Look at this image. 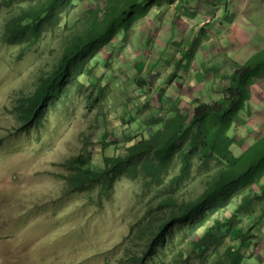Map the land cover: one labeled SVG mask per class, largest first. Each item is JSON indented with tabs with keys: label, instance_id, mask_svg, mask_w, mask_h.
<instances>
[{
	"label": "rangeland",
	"instance_id": "1",
	"mask_svg": "<svg viewBox=\"0 0 264 264\" xmlns=\"http://www.w3.org/2000/svg\"><path fill=\"white\" fill-rule=\"evenodd\" d=\"M107 1L73 0L61 26L22 54L19 43L2 40L5 22L17 4L8 6L0 0V264H132L134 251L141 247V241L130 242L127 237L133 225L136 232L140 219L144 221L153 189L149 191L140 179L122 177L110 196L99 197L98 190H70L65 163L69 157L89 150L93 166L102 168L104 154L125 152L129 137L150 133L146 126L149 119L168 115L176 99L181 106L182 89L165 91L171 73L182 67L176 51L185 56L189 40L177 42L178 49L172 47L174 44L168 48L153 45L156 38H148L143 44L138 29L145 27L146 21L143 24L141 17L128 31L126 41L120 35L103 53V58L112 62L109 66L100 64L97 75L109 79L112 92L102 107H88L85 97L72 94L70 101L50 108L43 122L29 130L21 128L15 112L16 99L33 92L38 78L57 63L69 36L82 27L87 10ZM142 79L147 82H140ZM82 80L89 83L85 76ZM190 106L186 102L180 108L183 113H192ZM245 111L240 113L247 117L245 122H236L232 131L235 154L264 137V125L255 126ZM104 132L108 133L105 148L101 144ZM203 187V178H196L185 189V197H195ZM235 203L237 200L214 216L227 225L212 233H226L234 219ZM263 208L264 203L258 204L256 214ZM252 217L233 221L234 229L224 235L225 245L239 247L246 242L243 234ZM149 220L153 223L157 218ZM211 222L212 218L208 220ZM258 226L262 229L264 223ZM256 238L251 241L259 245L261 238ZM177 248L166 250L168 257L160 264H178L173 256ZM198 263L196 258L189 264Z\"/></svg>",
	"mask_w": 264,
	"mask_h": 264
},
{
	"label": "trees",
	"instance_id": "2",
	"mask_svg": "<svg viewBox=\"0 0 264 264\" xmlns=\"http://www.w3.org/2000/svg\"><path fill=\"white\" fill-rule=\"evenodd\" d=\"M3 1L8 6L17 5L5 22L2 40L19 43L23 54L47 32L61 26L73 0ZM162 1L108 0L104 6L88 9L82 27L69 36L53 68L38 78L33 92L16 99L15 112L21 128L37 126L50 108L70 101L72 94L85 97L88 107H102L112 92L109 79L97 75L100 64L109 66L112 62L103 58V53L120 35L126 41L133 24ZM259 75H264L262 52L255 53L229 75L226 96L212 103L197 98L192 113H183L179 101H174L168 115L166 112L147 121L149 134L129 137L123 153L104 154L102 168L93 166L89 150L67 159L70 190H98L99 197L110 196L116 181L128 177L142 180L149 191L155 192L144 221L140 219L136 232L133 225L127 237L130 242L141 241L132 264H160L168 257L166 250L177 246L173 256L178 264H189L196 258L198 264L242 263L241 247L225 245L224 235L234 229L235 219L253 216L243 234L248 239L264 219V208L256 214L257 205L264 203V137L235 154L232 131L236 122H245L240 113ZM84 76L89 83L82 80ZM107 138L104 132L103 148ZM198 177L204 180L202 192L186 198L185 189ZM233 200H237L232 209L234 219L226 233L219 236L217 229L227 223L214 216ZM161 210L165 212L162 215ZM151 217L157 218L155 225ZM223 245L226 247L221 251Z\"/></svg>",
	"mask_w": 264,
	"mask_h": 264
},
{
	"label": "crops",
	"instance_id": "3",
	"mask_svg": "<svg viewBox=\"0 0 264 264\" xmlns=\"http://www.w3.org/2000/svg\"><path fill=\"white\" fill-rule=\"evenodd\" d=\"M142 23L145 27L137 29L140 40H145L143 44L148 38H156L153 45L168 48L174 44L172 47L178 49L177 42L189 40L185 56L180 50L176 51V60L182 67L170 72L172 78L166 83L168 90L165 92L182 89L181 93L185 94L181 95L182 104L188 102L192 110L198 104L197 98L212 103L226 96L230 88L229 75L255 53H264V0L162 1L151 7ZM263 97L264 75H259L251 84V97L246 107L255 126L264 125ZM263 228L257 226L252 233L255 240H258L256 236L261 238L259 245L251 241L253 236L238 244L244 254L241 264H264ZM247 243L249 247L245 246Z\"/></svg>",
	"mask_w": 264,
	"mask_h": 264
}]
</instances>
